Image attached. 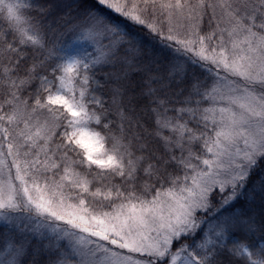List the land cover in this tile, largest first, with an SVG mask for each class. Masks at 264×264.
<instances>
[{"label":"snow or ice","instance_id":"snow-or-ice-1","mask_svg":"<svg viewBox=\"0 0 264 264\" xmlns=\"http://www.w3.org/2000/svg\"><path fill=\"white\" fill-rule=\"evenodd\" d=\"M0 264H264V0H0Z\"/></svg>","mask_w":264,"mask_h":264},{"label":"trees","instance_id":"trees-1","mask_svg":"<svg viewBox=\"0 0 264 264\" xmlns=\"http://www.w3.org/2000/svg\"><path fill=\"white\" fill-rule=\"evenodd\" d=\"M3 231H4L3 225L0 224V233H3Z\"/></svg>","mask_w":264,"mask_h":264},{"label":"rangeland","instance_id":"rangeland-1","mask_svg":"<svg viewBox=\"0 0 264 264\" xmlns=\"http://www.w3.org/2000/svg\"><path fill=\"white\" fill-rule=\"evenodd\" d=\"M0 224H2V223H0Z\"/></svg>","mask_w":264,"mask_h":264}]
</instances>
